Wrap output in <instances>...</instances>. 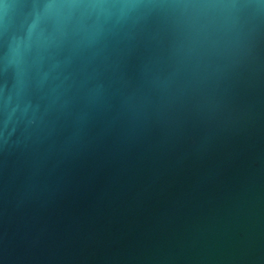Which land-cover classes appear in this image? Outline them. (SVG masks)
I'll list each match as a JSON object with an SVG mask.
<instances>
[{"label":"water","instance_id":"water-1","mask_svg":"<svg viewBox=\"0 0 264 264\" xmlns=\"http://www.w3.org/2000/svg\"><path fill=\"white\" fill-rule=\"evenodd\" d=\"M0 264H264V0H0Z\"/></svg>","mask_w":264,"mask_h":264}]
</instances>
